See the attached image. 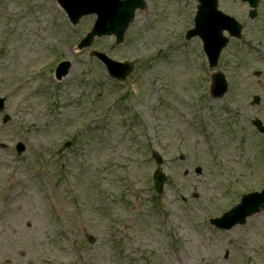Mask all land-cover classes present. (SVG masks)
I'll list each match as a JSON object with an SVG mask.
<instances>
[{
  "label": "rangeland",
  "instance_id": "obj_1",
  "mask_svg": "<svg viewBox=\"0 0 264 264\" xmlns=\"http://www.w3.org/2000/svg\"><path fill=\"white\" fill-rule=\"evenodd\" d=\"M144 1L120 42L78 49L94 14L74 23L56 0H0V264H264V209L226 230L209 222L264 187V134L250 122L264 123V0L254 18L219 0L242 33L213 67L185 38L196 0ZM92 50L131 72L111 78Z\"/></svg>",
  "mask_w": 264,
  "mask_h": 264
},
{
  "label": "water",
  "instance_id": "obj_2",
  "mask_svg": "<svg viewBox=\"0 0 264 264\" xmlns=\"http://www.w3.org/2000/svg\"><path fill=\"white\" fill-rule=\"evenodd\" d=\"M67 10L69 17L75 23L83 14L95 13L97 19L90 32L83 37L78 48L88 47L95 36L104 34H114L115 42L122 40L123 33L134 17V11L137 8H143L145 2L143 0H59ZM197 12L195 15V25L187 31L186 37L199 35L202 40V47L207 56L209 67L216 65L219 53L228 42V37L222 34L223 30H227L229 36H240V24L234 17L223 13L217 9V0H198ZM251 7H256L259 0H247ZM255 14V9L249 12L250 17ZM91 55L98 58L106 67L109 75L118 80H123L132 70L130 61L119 62L110 59L104 52L92 51ZM70 67L68 60L59 62L55 73L57 78L66 75ZM259 72H257L258 74ZM212 82L210 85V93L215 96H221L227 87L224 75L221 72H213ZM260 98L254 95L252 104L258 103ZM4 107V98H0V110ZM9 119L6 116L3 122ZM259 131L264 132V125L259 119L252 120ZM17 152L24 149L21 142L16 144ZM156 164L163 162L161 155L156 152L152 153ZM165 181V175L160 167H157L153 173V186L157 193H160ZM264 208V188L261 191H253L242 195L240 202L228 211L224 212L221 217L213 218L210 222L218 228L229 229L236 223L243 224L247 216L258 212ZM93 241V239H90Z\"/></svg>",
  "mask_w": 264,
  "mask_h": 264
}]
</instances>
